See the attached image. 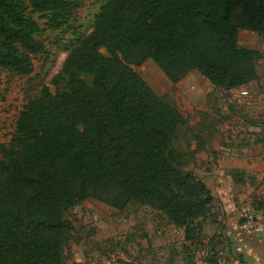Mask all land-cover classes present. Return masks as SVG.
I'll use <instances>...</instances> for the list:
<instances>
[{
    "label": "trees",
    "instance_id": "1",
    "mask_svg": "<svg viewBox=\"0 0 264 264\" xmlns=\"http://www.w3.org/2000/svg\"><path fill=\"white\" fill-rule=\"evenodd\" d=\"M79 1L27 3L61 30ZM26 8L0 0V70L18 76L48 53ZM242 30L264 37V0H109L54 77L65 78L63 90L43 86L0 144V264H64L75 229L65 213L87 199L119 211L149 206L183 229L185 248L205 244L203 222L218 223L216 199L174 147L187 119L131 66L151 60L174 84L197 71L220 91L249 86L264 53L240 46ZM227 180L231 195L246 193L243 171Z\"/></svg>",
    "mask_w": 264,
    "mask_h": 264
},
{
    "label": "rangeland",
    "instance_id": "2",
    "mask_svg": "<svg viewBox=\"0 0 264 264\" xmlns=\"http://www.w3.org/2000/svg\"><path fill=\"white\" fill-rule=\"evenodd\" d=\"M108 1L80 0V7L68 27L53 30L47 27V19L34 14L24 0L26 13L41 28L37 39L48 53L33 57L35 69L29 76L0 70V144L11 141L20 111L29 100L39 96L43 86H48L54 95L63 90L65 78L54 83V77L62 72L70 50L93 30ZM239 44L264 53V37L256 33L240 31ZM99 52L110 56L104 48ZM131 67L159 97L187 119L174 147L184 155L187 168L197 177L207 171V163H213L223 149L241 140L250 143L258 139L259 131L251 127L260 128L263 124L264 114L260 113L264 111L263 56L257 60L259 80L252 87L233 92L215 89L197 71L174 84L151 60ZM203 142L205 145L201 150L199 145ZM256 149L257 146L252 148L253 151ZM250 204L255 209L254 204ZM214 212L220 214L218 200ZM65 218L75 229L66 248L64 264H192L191 260L196 258L208 259L206 250L215 253L224 248L218 236V223L205 220L201 236L205 244L185 248L183 229L174 227L160 213L145 205L131 204L119 211L87 199L68 210Z\"/></svg>",
    "mask_w": 264,
    "mask_h": 264
},
{
    "label": "crops",
    "instance_id": "3",
    "mask_svg": "<svg viewBox=\"0 0 264 264\" xmlns=\"http://www.w3.org/2000/svg\"><path fill=\"white\" fill-rule=\"evenodd\" d=\"M262 108L264 109V102ZM260 113L264 114V111ZM251 128L259 131L258 139L250 143L241 140L223 149L213 163H207V171L199 177L219 201L220 214L217 222L219 233L224 235L219 239L226 250L225 264H264V117L260 128ZM255 146L258 150L253 151ZM233 169L243 171L246 175L247 191L244 194L234 196L229 193L227 172ZM243 201L255 206L259 223L255 232L241 231L238 228L239 207ZM182 239L185 244L184 236ZM191 261L192 264H210L209 259L196 258Z\"/></svg>",
    "mask_w": 264,
    "mask_h": 264
},
{
    "label": "built area",
    "instance_id": "4",
    "mask_svg": "<svg viewBox=\"0 0 264 264\" xmlns=\"http://www.w3.org/2000/svg\"><path fill=\"white\" fill-rule=\"evenodd\" d=\"M250 86V85H249ZM249 86H244L243 88H248ZM251 104V103H249ZM259 226L258 215L256 210L251 206L249 202H241L239 207V222L238 228L241 231L255 232ZM206 257L210 256V251H205ZM226 253L223 249L216 251L214 255V262L212 264H225Z\"/></svg>",
    "mask_w": 264,
    "mask_h": 264
}]
</instances>
